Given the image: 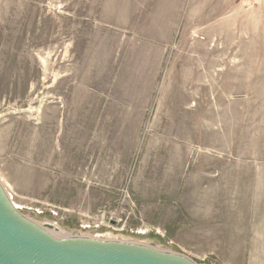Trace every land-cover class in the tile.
<instances>
[{
	"label": "rangeland",
	"instance_id": "374dc122",
	"mask_svg": "<svg viewBox=\"0 0 264 264\" xmlns=\"http://www.w3.org/2000/svg\"><path fill=\"white\" fill-rule=\"evenodd\" d=\"M0 185L57 238L264 264V0H0Z\"/></svg>",
	"mask_w": 264,
	"mask_h": 264
},
{
	"label": "water",
	"instance_id": "95a60500",
	"mask_svg": "<svg viewBox=\"0 0 264 264\" xmlns=\"http://www.w3.org/2000/svg\"><path fill=\"white\" fill-rule=\"evenodd\" d=\"M22 215L0 185V264H196L186 256L118 239L57 238Z\"/></svg>",
	"mask_w": 264,
	"mask_h": 264
}]
</instances>
